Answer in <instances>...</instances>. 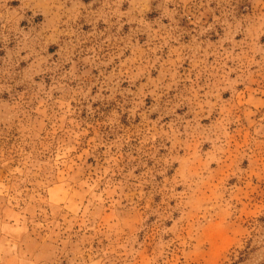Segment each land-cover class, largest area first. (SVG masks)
Returning <instances> with one entry per match:
<instances>
[{"label":"rangeland","instance_id":"374dc122","mask_svg":"<svg viewBox=\"0 0 264 264\" xmlns=\"http://www.w3.org/2000/svg\"><path fill=\"white\" fill-rule=\"evenodd\" d=\"M162 2L0 0V264H264V30Z\"/></svg>","mask_w":264,"mask_h":264},{"label":"clouds","instance_id":"9594fccd","mask_svg":"<svg viewBox=\"0 0 264 264\" xmlns=\"http://www.w3.org/2000/svg\"><path fill=\"white\" fill-rule=\"evenodd\" d=\"M188 2V0H163L162 4L161 3H156V11L159 12V15L157 18H159L162 15L161 12V8L163 5H169L171 6L173 9H179L181 4H186ZM38 3L43 5V4H47L50 3V0H38ZM148 3V0H132V4L136 6V16L139 19H143V10L145 5ZM213 0H201V6L204 7L205 5L207 6L205 8V11L209 12V20L214 19L217 16V13L210 11L211 9H213L214 7H212L213 5ZM129 11V9H124V13H127ZM153 11V8L151 9V12ZM177 15H179V12H177ZM229 16L230 18L235 21L236 19H241L242 23H241V28H245L247 26L248 29H252V28H256L258 26V30H264V0H255V8L252 2H250V0H247V4L241 3L239 5V12L236 10L235 11V15H232V12L230 10L229 12ZM156 18V19H157ZM119 20H122V24L120 27L116 28L115 31H121L124 30V25L129 26V31L132 30L133 27H138V23L136 24H130L127 16L126 15H122ZM117 21L114 20V23H116ZM171 22V21H169ZM120 55H117L115 57H113V63L109 64L106 62H102V66L104 67L105 70H115L118 66L119 67H123L121 61H120ZM117 75H122L121 72H118ZM120 83L122 84H127L128 85V90L129 93H131V91L135 88H137L139 86L140 82H136V81H128V80H121ZM94 86V85H93ZM104 91H108L110 93V89L107 88H101L98 89L97 91V98H99L100 96L103 95ZM121 98H123V93H120ZM75 99V97H74ZM82 99L84 101H86V109L87 111L90 110L89 115L91 116L92 114H95L96 111L98 109L96 108H92V103H95L96 101L93 100L92 95H91V88H89L88 92L85 94L84 97H82ZM77 103L79 104L80 101H77ZM101 103H103V101H101ZM85 107V105H84ZM253 244H259V243H264V241H252ZM260 251V248H259Z\"/></svg>","mask_w":264,"mask_h":264}]
</instances>
